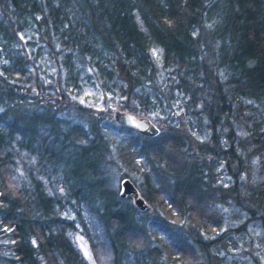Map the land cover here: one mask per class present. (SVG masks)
Here are the masks:
<instances>
[{"label":"trees","instance_id":"trees-1","mask_svg":"<svg viewBox=\"0 0 264 264\" xmlns=\"http://www.w3.org/2000/svg\"><path fill=\"white\" fill-rule=\"evenodd\" d=\"M89 86L158 133L95 118ZM263 123L264 0H0V264H88L74 232L95 264L264 254Z\"/></svg>","mask_w":264,"mask_h":264},{"label":"rangeland","instance_id":"rangeland-1","mask_svg":"<svg viewBox=\"0 0 264 264\" xmlns=\"http://www.w3.org/2000/svg\"><path fill=\"white\" fill-rule=\"evenodd\" d=\"M24 41H25V38L21 37V42H24ZM31 91H32V89H31ZM33 94H36V89H35V93H33ZM76 101L78 103L85 104V105L89 106L90 113L95 118H97L99 116H103L104 114L103 115H101V114L106 112L107 110L110 111L113 109H118L116 107V104H115L116 99L113 100L112 96L109 92L102 94L101 90L95 86L85 87L82 91L79 92V95L77 96ZM106 113H108V112H106ZM134 115L145 116V115H141V114H134ZM59 116L64 117V114H60ZM106 117H104V118H106ZM146 117H148L156 126L161 124V122L164 121V115H159L157 113H152V114L146 115ZM78 118H80V120H78V122L83 127H86L84 122H82V118L81 117H78ZM73 120H76V119H73ZM101 121L105 122L104 120H101ZM177 121L180 122V124H178V125H181L182 123H184V119H182V117L177 118ZM107 125L109 128L108 131H110L113 134H116V128H115L116 125L112 126L110 123H108ZM261 127L262 128L264 127V123L262 124ZM234 132L237 134L236 136H239L238 137L239 139L242 137V129L235 127ZM77 156H81L80 150L77 152ZM93 156H96V155L94 154ZM251 164H252L251 166L253 168H256L257 158H253L251 160ZM19 173H20V175H22V171L21 172L19 171ZM106 173L108 174L109 181L112 182L117 187V191H118L119 180L117 179L118 177L117 178L115 177V169L111 168L108 171H106ZM220 211L225 218L224 228L233 227L241 221L239 219H243L241 217H233V215H235V214L242 216L241 213L238 212L237 209L233 206L228 207V206L224 205L220 208ZM247 231L250 232L249 235H250V238L252 240V244H253V246H255L256 245L255 240H256L257 236H259L261 234V230L258 227H256L255 224H251L247 227ZM71 241L73 242L75 248L79 251V253L83 257V259L88 264H95L91 255H90L88 245L81 235H79L77 232L72 233L71 234ZM240 246L241 247H239L237 250L238 254H240L241 252H244V253H242L241 255H237V256L239 258H242L243 261L245 262V264H264V254H261L257 251L256 252L251 251L249 246H244L242 244H240ZM251 254H253V256H255L258 261L253 260L251 257Z\"/></svg>","mask_w":264,"mask_h":264},{"label":"water","instance_id":"water-1","mask_svg":"<svg viewBox=\"0 0 264 264\" xmlns=\"http://www.w3.org/2000/svg\"><path fill=\"white\" fill-rule=\"evenodd\" d=\"M35 93V89H32ZM112 120L114 123L120 126H125L134 129L139 134L144 136H154L158 133V127L146 116H137L130 112L120 109L112 110ZM264 132V127H263ZM119 196L123 197L128 195L131 197L134 205L138 209H144L146 207L145 201L140 197L136 188L128 178H122L119 181Z\"/></svg>","mask_w":264,"mask_h":264}]
</instances>
